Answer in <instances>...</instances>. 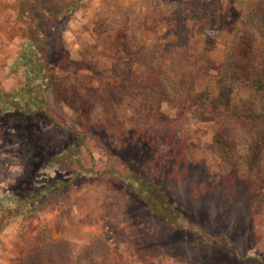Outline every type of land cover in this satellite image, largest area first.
<instances>
[{
	"label": "rangeland",
	"instance_id": "rangeland-1",
	"mask_svg": "<svg viewBox=\"0 0 264 264\" xmlns=\"http://www.w3.org/2000/svg\"><path fill=\"white\" fill-rule=\"evenodd\" d=\"M168 3L186 8L172 26L164 25L159 12ZM114 4L135 8L143 18L140 38L98 30ZM195 12L197 31L215 46L238 18L232 0H0V264H24L37 247L49 249L47 264H259L258 254L264 259V223L252 238L253 206L264 181L252 194L220 163L213 174L201 164L176 163L183 140L213 155L218 125L193 117L199 111L193 102L206 79L218 77L217 64L204 66L187 98L161 101L143 117L111 103L104 121L86 123L64 97L63 92L119 86L114 64L131 62L143 47L157 52L159 36L180 33ZM245 29L242 40L248 42ZM24 50L37 70L22 58ZM186 64L192 67L193 60ZM132 67L139 87L147 88L149 72ZM140 125L144 137L132 138ZM82 127L87 135L79 140L70 130L78 134ZM111 128L127 132L117 147L109 139ZM157 169L164 170L158 192L178 205L181 226L191 224L206 238L224 236L234 250L209 245L195 231H173L149 211L137 187L153 181ZM36 191L43 193L34 204L22 200ZM44 226L50 244L43 240Z\"/></svg>",
	"mask_w": 264,
	"mask_h": 264
},
{
	"label": "trees",
	"instance_id": "trees-1",
	"mask_svg": "<svg viewBox=\"0 0 264 264\" xmlns=\"http://www.w3.org/2000/svg\"><path fill=\"white\" fill-rule=\"evenodd\" d=\"M232 5L238 18L234 29L221 35L218 46L211 43V38L197 31L198 18L195 15L198 13L195 12L180 33L171 32L174 38L171 34L159 36L157 52L149 53L150 50L143 47L137 51L136 56L129 58L131 62L123 63L119 60L114 64L113 71L120 80L119 86L97 89L90 94L81 90L72 95L63 92L66 103L73 110L81 112L86 123L104 121L109 111L108 105L111 103L143 117L161 101L187 98L192 81L200 78L207 63H215L219 68L218 77L207 78L202 91L195 94L193 102L199 109L196 114L193 113V117L213 121L218 125L213 137V155L197 152L183 140L176 146L180 151L176 163L201 164L210 174L216 172L220 163L234 174L233 177L237 181H243L253 194L255 184L264 181V0H232ZM114 8L105 26H98V30L122 31L127 36L136 33L140 38V24L143 18L136 14L135 8H122L118 5ZM185 11L186 8L181 4L168 3L159 12L164 25L172 26ZM203 11L205 13L206 10ZM245 28L248 29V42L242 40ZM244 48L247 53H243ZM126 51L127 49L124 52ZM117 55L121 56V52ZM22 58L34 71L37 70V65L29 57V51L24 50ZM190 59L193 60L192 67L186 64ZM133 64L149 72L147 88L139 87ZM36 75L39 76L37 73ZM31 103L38 104L36 101ZM40 105L39 110L42 108V104ZM85 130L87 129L82 127V132L78 134L76 130L70 131L75 132L77 138L82 140L84 135H87ZM120 131L118 128L108 131L112 145L118 146L119 139L121 141L127 136V132ZM143 132L140 125L132 138L142 139ZM169 169L170 177L177 173V165L170 166ZM153 175V181L151 177L147 182H138L137 189L143 190L141 192L145 196L146 205L157 219L173 231H195L201 240L209 245L225 244L234 250L224 236L206 238L191 224L181 226L177 220V215L180 217L178 205L170 198H164V192H158L161 188L158 182L163 178L164 170L159 172L157 169ZM131 181L133 182L129 180V183ZM42 193L43 191L32 192L29 196L24 195L22 200L34 204ZM252 216V238L256 239L260 236L264 223V192L256 199ZM11 220L8 219L5 224ZM3 228L1 226L0 231ZM41 231L44 242L50 244L48 227L44 226ZM47 251L49 252L48 248L37 247L24 258V264H47L45 259H48L51 253L49 252L47 257L41 255ZM255 259L259 264H264L263 254H258Z\"/></svg>",
	"mask_w": 264,
	"mask_h": 264
}]
</instances>
